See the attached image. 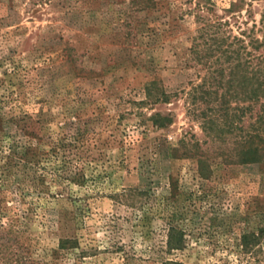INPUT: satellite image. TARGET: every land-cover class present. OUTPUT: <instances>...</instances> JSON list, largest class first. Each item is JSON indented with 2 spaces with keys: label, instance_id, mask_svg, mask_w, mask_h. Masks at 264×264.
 <instances>
[{
  "label": "rangeland",
  "instance_id": "1",
  "mask_svg": "<svg viewBox=\"0 0 264 264\" xmlns=\"http://www.w3.org/2000/svg\"><path fill=\"white\" fill-rule=\"evenodd\" d=\"M198 1L154 0V9L145 10L138 0H0V129L15 135L19 130L5 119L30 117L41 137L66 135L85 155L81 186L69 185L57 199L27 196L35 212L29 236L39 252L55 248L64 235L61 214L78 209L72 232L83 249L90 242L96 252L75 264H248L233 247L245 227L241 218L264 206L261 172L223 168L218 158L204 180L195 159L168 155V147L191 136L210 152L226 146L204 144L200 122L189 115L181 93L198 81L181 58L196 29L188 11ZM211 1V13L229 17L225 10L235 0ZM261 1L253 2L256 20ZM162 91L170 94L167 102ZM162 117L170 122L155 126ZM2 136L0 166L6 156ZM171 182L177 197L167 203ZM56 189L50 186L52 196ZM128 189L146 195L132 206L118 203L114 196ZM3 195V205L10 206L13 195ZM172 215L187 246L168 254Z\"/></svg>",
  "mask_w": 264,
  "mask_h": 264
},
{
  "label": "trees",
  "instance_id": "2",
  "mask_svg": "<svg viewBox=\"0 0 264 264\" xmlns=\"http://www.w3.org/2000/svg\"><path fill=\"white\" fill-rule=\"evenodd\" d=\"M255 1L259 2L232 1L225 10L230 13L227 18L211 13V0H199L195 10L188 11V14L194 13L196 29L187 55L181 58L185 68L193 69L198 81H189V89H182L181 93L185 96L189 115L200 122L207 138L204 144L209 141L214 146L216 143L226 146L214 147L210 152L191 136L189 140L182 139L174 147H168V155L173 160L195 159L197 173L204 180L214 174L213 166H217L218 158L222 167L256 168L261 172L264 191V0L259 5L258 20L255 19ZM138 3L145 10L156 6L154 0H138ZM169 12L170 9L164 17L169 18ZM233 25H237L236 32ZM130 28L133 27L130 25ZM161 97L167 102L170 94L162 91ZM0 122H3L1 117ZM169 122L167 117H162V123L155 120L153 124L163 127ZM4 123L14 124L19 131L11 135L0 129L6 152L0 166V264H75L95 254L96 249L90 242L89 249H83L79 237L72 232L78 209L61 214L63 221H60L59 230L64 235L58 238L55 248L39 252L29 236L28 223L35 212L27 196L34 193L39 200L57 199L69 185L81 186L85 181L83 151L66 135L41 137L30 117L10 116ZM76 135L81 137L80 133ZM52 184L57 188L53 196L49 190ZM170 186L167 203L177 197L176 183L171 182ZM8 192L13 195L10 206L3 205V194ZM145 195L128 189L114 198L118 203L132 206L134 198ZM175 217L172 215L167 221L165 252L168 254L183 251L187 246L185 230L175 224ZM241 220L245 227L234 242L233 252L237 257L247 258L248 264H264V206L257 207ZM112 248L128 257L122 244L114 243ZM44 257H51V260L46 261ZM161 264L183 263L162 259Z\"/></svg>",
  "mask_w": 264,
  "mask_h": 264
}]
</instances>
